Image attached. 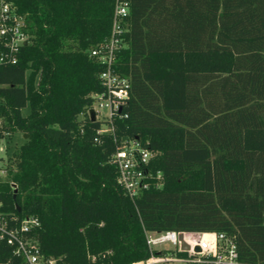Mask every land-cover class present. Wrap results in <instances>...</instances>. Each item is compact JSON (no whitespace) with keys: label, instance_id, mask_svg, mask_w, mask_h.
I'll list each match as a JSON object with an SVG mask.
<instances>
[{"label":"trees","instance_id":"obj_1","mask_svg":"<svg viewBox=\"0 0 264 264\" xmlns=\"http://www.w3.org/2000/svg\"><path fill=\"white\" fill-rule=\"evenodd\" d=\"M12 1L29 39L16 64H0L1 131L28 137L0 197L39 217L43 251L132 264L151 256L148 231L225 232L264 264V0H130L117 67L131 90L115 133L87 109L106 68L90 51L116 0ZM125 137L154 152L148 168L164 178L135 200L111 162ZM0 264L24 261L1 241Z\"/></svg>","mask_w":264,"mask_h":264},{"label":"built area","instance_id":"obj_2","mask_svg":"<svg viewBox=\"0 0 264 264\" xmlns=\"http://www.w3.org/2000/svg\"><path fill=\"white\" fill-rule=\"evenodd\" d=\"M130 14V0H116L111 32L102 44L91 48V56L103 63L106 68L100 77L104 89L92 93V105L87 109L95 112L97 120L103 122L99 133H115V119L122 117V109L130 97L131 79L127 74L118 71L117 61L121 51L127 46V19ZM26 21L17 10L12 0H0V64H16L19 60L21 46L28 42L29 34L25 30ZM0 147L5 139L12 135L1 131ZM154 152L142 145L137 139L125 137L111 157V162L118 168L117 183L124 188L133 200L146 189L160 188L164 184L161 171L149 169ZM8 175V160L0 166V181ZM14 188L17 185L13 184ZM38 216L27 214L19 217L4 209V201L0 197V242L5 241L14 247L24 264H70L63 256L47 255L41 245ZM189 245L182 248L180 236ZM147 242L151 256L132 264H163L184 262L187 264H261L243 259L238 251L234 235L225 232H179L167 230L147 232ZM200 251H196V247ZM172 250L187 253L186 256L168 255L164 252ZM158 251V253H156Z\"/></svg>","mask_w":264,"mask_h":264},{"label":"rangeland","instance_id":"obj_3","mask_svg":"<svg viewBox=\"0 0 264 264\" xmlns=\"http://www.w3.org/2000/svg\"><path fill=\"white\" fill-rule=\"evenodd\" d=\"M29 106L23 109V113L27 114L29 112ZM24 141V135L21 132H15L11 136L7 137L2 144L3 147H0V166H3L7 160L9 161V157L12 155L13 151L20 146V144ZM168 255H179L178 253H174L172 250H166L164 252ZM185 254H182V256ZM180 256V255H179ZM163 264H187L184 262H170Z\"/></svg>","mask_w":264,"mask_h":264},{"label":"water","instance_id":"obj_4","mask_svg":"<svg viewBox=\"0 0 264 264\" xmlns=\"http://www.w3.org/2000/svg\"><path fill=\"white\" fill-rule=\"evenodd\" d=\"M91 118H92V119H96L95 112H94L93 109L91 110ZM24 137L27 138V137H28V134H27V133L24 134ZM16 193H17V188H15V194H14V197H16ZM19 209H20V208H19ZM180 238H181V241H182V245H181L182 248H183V249H189V245L184 241V239H183V235H181ZM195 250H196V251H200V247L197 246V247L195 248Z\"/></svg>","mask_w":264,"mask_h":264}]
</instances>
